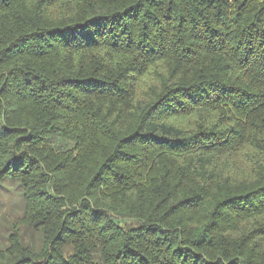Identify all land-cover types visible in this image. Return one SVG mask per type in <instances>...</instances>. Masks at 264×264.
<instances>
[{
  "label": "trees",
  "instance_id": "16d2710c",
  "mask_svg": "<svg viewBox=\"0 0 264 264\" xmlns=\"http://www.w3.org/2000/svg\"><path fill=\"white\" fill-rule=\"evenodd\" d=\"M1 188L0 264H264V0H0Z\"/></svg>",
  "mask_w": 264,
  "mask_h": 264
},
{
  "label": "rangeland",
  "instance_id": "374dc122",
  "mask_svg": "<svg viewBox=\"0 0 264 264\" xmlns=\"http://www.w3.org/2000/svg\"><path fill=\"white\" fill-rule=\"evenodd\" d=\"M21 215V208L17 201L8 194L7 190L4 188L0 189V250H3L7 245V223L16 221ZM30 230H25L20 227V232L25 238V242L31 244V236L29 235ZM34 245V244H32Z\"/></svg>",
  "mask_w": 264,
  "mask_h": 264
}]
</instances>
